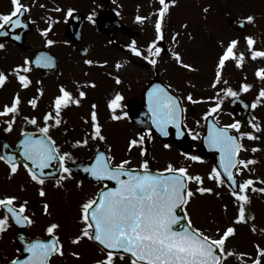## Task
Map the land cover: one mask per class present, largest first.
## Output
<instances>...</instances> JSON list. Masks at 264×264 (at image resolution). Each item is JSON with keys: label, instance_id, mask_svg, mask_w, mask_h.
I'll return each mask as SVG.
<instances>
[{"label": "snow or ice", "instance_id": "obj_1", "mask_svg": "<svg viewBox=\"0 0 264 264\" xmlns=\"http://www.w3.org/2000/svg\"><path fill=\"white\" fill-rule=\"evenodd\" d=\"M178 0H159V7L155 9L156 19L154 21L155 38L147 45L139 46L136 40H132L125 47L131 50L136 56L141 57L152 66L158 65V59L164 49L160 43L165 39V20L170 11V5H175ZM13 8L8 13H0V30L5 27L12 29L20 25L27 26L22 17L30 10V6L22 3V0H12ZM59 10V9H57ZM207 11V8H205ZM74 9L67 10L66 18L72 16ZM95 13L88 15V20H93ZM148 17L137 15L136 20L143 23ZM255 23V17L248 15L240 23ZM52 25L41 29L46 43L51 45L54 40L48 38ZM184 27H187L185 24ZM181 34L176 32L172 36L174 44H178V37ZM16 39H20L19 35ZM245 40L248 45L251 58H264V49L254 47L256 40L254 36L247 35ZM222 51L218 56L215 78L212 81V87L216 88L222 81V72L229 60H234L238 67H242L245 60V53L238 51L239 39L234 38L226 44L220 41ZM5 44L0 42V49ZM170 55L175 61L184 68L195 71V65L187 63L183 59L182 53L174 47L170 50ZM53 58L46 53H40L36 57V64L50 65ZM32 63L28 57H25L22 64H18L11 69V74L15 75L22 88H27L32 84L28 73L31 71ZM88 65L99 64L106 65L107 60L87 59ZM124 61H117L115 67L120 69ZM109 75H113L109 73ZM256 76L264 80V66L256 69ZM117 83L121 82V77L115 75ZM9 79V74L0 71V86H3ZM223 83L228 85V81ZM191 84V81H189ZM85 86L95 87V81L86 80L83 83L77 82L78 95L69 90L66 86L60 85L59 94L52 102L50 110L44 115V125L38 127L39 136L31 132L24 131L23 138L19 140L21 160L14 152H4L0 154V161H4L10 170V174L18 172L21 164L26 169L31 180L38 184V193L40 197H46L45 188L46 179L51 175L46 172V168H51L53 161H58L59 175L55 179L57 186H64V182L73 176V167L69 162H74L75 158L70 151H62L57 141L49 134L50 127L59 126L63 123L61 113L69 105H81L82 98L87 96L84 90ZM194 86V85H193ZM253 87L251 83L242 82L239 90L226 86L218 89L216 96L200 97V100H214L215 103L209 106L208 111L203 115L209 120L207 135L204 141L210 149L219 151V163L213 165L207 173V177L214 180L217 185L227 184L231 190V195L237 202V214L234 222L223 228H215V233L210 234L208 230L196 226L189 208L190 202L196 194L213 193L212 187L205 186V177L200 173H193L186 165L177 166L176 163L169 160L166 167L153 169L149 158L147 157V148L144 147L146 138H151L153 129L151 127L145 132L137 133L128 141V152L133 148L139 147L141 161L138 164H131V157L122 159L114 163L115 157L111 155V145L109 151L99 150L94 155L93 162L87 165H81L83 171L102 184L95 193L87 196L80 204L79 221L83 227L78 235L71 237L73 244L80 243L84 238L97 242L100 251L103 253L99 259H94L91 264H115L116 258L123 260L126 256L130 264H225L226 257L235 254L227 248V240L236 233L235 223L247 222L246 205L250 203L249 190L264 193V187L257 189L254 178L238 180V174L254 164V159H244L240 153L247 150L242 142L243 137L249 139H258L254 132H240L239 136L234 135L232 129H239L240 120H235L231 124L220 125L219 121L212 117V114H219L222 111L223 97H233L234 100H240V93L247 92ZM171 84L154 83L147 90V107L151 114L150 119L155 129L164 136L169 135L168 126L173 125L177 136H183L187 130L194 138L201 136L200 132L187 128L183 113L187 111L183 104L184 97L176 95L172 91ZM43 95V89H38ZM186 99L195 103L191 92L187 93ZM123 100L121 93L117 92L109 101V108L112 110V118L119 120L121 117H127L128 112L123 111L119 114L117 109L122 108L120 101ZM22 98L19 93L13 97L11 104H5L0 109V115L12 113L11 120L7 121L6 131H11L16 119L15 114L20 111ZM28 103L35 108L37 106V97L31 98ZM258 105H264V87L258 91L256 98L250 105L245 107L251 109ZM96 104L92 105V111L89 117H85L86 122H90V134L84 138L74 141V146L88 145L90 139L106 140L103 134V125L98 119ZM32 125L37 124L36 117L25 118ZM256 117L249 119L252 129L259 130L261 125L256 122ZM54 121L49 124L48 121ZM198 125L200 121L196 122ZM67 132V129H65ZM5 148L9 147L4 145ZM165 148L171 145L165 144ZM258 146L251 149L256 152ZM183 156L191 161L202 162L204 157L189 152H183ZM251 170V169H249ZM258 179V178H257ZM109 182H115L111 186ZM195 184L193 188L191 185ZM79 186H83V181H78ZM220 195V193H216ZM43 212L51 215L50 204L44 199L41 201ZM28 200H23L14 194L0 196V233H3L14 221L19 225H31L35 223L33 216L26 214L28 210ZM227 210V205L224 206ZM60 224L50 222L45 232L48 238L27 239L23 234L20 240L23 241V248L17 249V252L27 253L13 257L9 264H50L51 258L55 255L63 256L64 244L59 235ZM253 225V231H256ZM256 255L253 259L246 261V264H264V247L256 245ZM73 256L81 255L78 251L72 252ZM241 256L251 255L241 253Z\"/></svg>", "mask_w": 264, "mask_h": 264}, {"label": "flooded vegetation", "instance_id": "obj_2", "mask_svg": "<svg viewBox=\"0 0 264 264\" xmlns=\"http://www.w3.org/2000/svg\"><path fill=\"white\" fill-rule=\"evenodd\" d=\"M76 1L77 0H22V3L30 6V10L26 12L22 18L24 21L30 23L33 26L32 30L25 34L27 42V49L25 52L27 53L30 51L29 44L31 39L33 40L36 38L38 40L39 37L37 36L40 35L42 40L38 41V43L33 47L32 51L38 48H45L54 52L52 46L56 45L57 43L61 45L66 41L72 47L71 52L76 55V57L83 63V68L69 70L68 75L65 78L66 80H61L58 85H64L69 89V86L66 84L69 83L71 86L70 90L78 95V80H76V78L82 76V80L79 81L81 83L86 80L95 81L96 87V81H98V79L102 76L103 79L110 77L117 87L113 90L111 95L106 96L101 100L102 103L100 105L96 101L99 88L92 91L94 87L85 86L84 90L87 92V96L82 98L81 105L77 106L72 104L63 109L61 113L63 123L59 126L50 127L49 134L52 135L57 141V144L60 145L61 150L70 151L73 154L75 160L89 157L91 153L97 148V145L101 146L102 144V140L94 139L90 140L88 145L74 146L75 140L82 139L86 134H88L86 121L84 118L89 117L90 119L93 104H96L97 106L96 111L98 118H102L104 114H107L106 108L111 110L109 108V101L114 98L117 92H119L123 96V100L120 101L123 107L116 110L119 114L120 112L126 111L125 105L129 99L140 98L141 89L145 84L154 80L171 84L170 79L164 75L162 68L163 63L155 67L149 63H136V55L132 53L130 49L125 47L127 43L122 38L125 36V33H123V31H121V29L116 25L117 23L128 25L141 23L136 20V16L138 14L148 17V19L143 23L154 22L156 19L155 9L160 6L159 0H83L82 6H78ZM187 1L193 2L194 0ZM170 7H172V5H170ZM12 8V0H0V13H8L12 10ZM69 8L74 9V11H78L82 15V36L80 43L91 44V48L85 57L80 56L77 53V45L72 41L67 40L63 35V29L69 21L68 17L66 18L67 10ZM90 13H95L93 16L95 23L88 20L87 17ZM99 14H101V17H98ZM98 20L102 23H106L108 25V29L111 30V33L99 32L96 28ZM41 22L52 25L49 34H52L53 36L48 38L54 40L55 43L48 45L43 34H39L41 32H36L35 24ZM30 35H34L35 37L29 38ZM94 35L105 37L107 41H109V43L113 46L112 52H110L108 49L93 48L94 45L91 37ZM133 39L135 40V35H130V37H128L129 41H132ZM31 42L36 43L37 41L33 40ZM4 44L10 45L6 43ZM160 45L161 47L164 46L162 43ZM95 51H97V53ZM120 55L123 56L122 60L128 58L132 63H125L123 64V67L117 69L115 65L116 62L119 61L118 56ZM111 57L115 59L114 63H110ZM62 59L63 58L59 56L60 69ZM87 59L100 61L107 60L108 63L106 65H88L85 63ZM132 65L136 66L137 68H134ZM58 73L48 75H55ZM109 73H112L113 75H109ZM115 75H119L121 77L120 83L116 82L114 78ZM53 91H55V85ZM54 93L55 92L50 94L42 101L39 100L37 106L35 107V111L31 113H16V119L13 123L11 131H6V128L7 121L11 120L13 114L9 113L8 115H4L0 118V154H3L8 149H10V147L5 148L4 145H9L11 147L16 146V141L21 132H38V127H42L45 123L43 117L51 108V102L53 100ZM87 103L89 105L88 110L84 111L83 105L87 107ZM192 112L195 113V110H192ZM26 117H36L37 124L32 125L25 119ZM121 118L123 120L122 125L125 126V130H127V132L125 130H117L115 128L114 130L118 132L122 131L126 134H135L136 132L146 133L147 128L139 130L132 122L128 120L127 117ZM48 123L51 125L54 123V121L50 120ZM65 129H67V132H65ZM151 137H155L156 140L162 144V141H160L153 132ZM166 143H170L177 147L173 142ZM192 144L193 147L188 152L195 155H200L204 157V160L202 162H198L186 159L182 154L185 151H182L178 148L179 150L177 153V158L181 157V160L178 161L177 166L186 165L189 167L191 172L200 173L205 177V186L212 187L214 189L213 193H198L194 199L208 198L226 200L229 198H234L231 195V190L227 184L217 185L214 180H211L207 177V173L211 170L214 164L208 156L200 154L198 145L195 144V141H192ZM252 148L253 147H251V149ZM251 149L242 150L240 155L244 159H254L255 163L250 164L248 169H245L242 173L238 174V180L242 181L243 179L252 177L254 178L255 187L259 189L264 187V144H260L256 152H252ZM53 162L54 165L52 164V167L55 168L58 165V161ZM72 163L73 162H69L70 165ZM151 166L155 169L163 168L158 163H151ZM52 173L53 174H51L49 178L46 179L44 185L47 195L46 197L42 198L38 193V188L40 186L31 180L29 174L27 173L26 169H24L22 164L17 173L10 174L9 166L4 161H0V196L14 194L20 197L21 202L23 200H28L29 204L26 214L32 215L35 221V223L31 225H19L12 221L10 222V226L7 228V230L3 233H0V264H9V261L13 257L24 255V252H17V249L23 248V241L20 240L21 234H23L29 240L35 238H48L45 228L50 222H58L60 224L58 232L64 244L65 253L63 256H53L51 258L50 264H65L72 262V256L68 252L69 248L71 247V243L69 247V241L72 237V226L75 232L74 235L79 234L77 226L80 222V204L87 196L95 193V191L101 187L102 184L99 182L89 181L73 172V176L65 181L64 186L61 187L55 184V179L59 175V171L55 172V170H52ZM78 181H83L82 187L78 185ZM191 186L193 188L196 187L195 184H192ZM216 193H220V195H216ZM248 195L250 196V203L246 205L248 219L247 222H243L242 225L244 227H251L252 230L254 225L257 229L256 232L259 238L258 241L261 244L264 241V193H261L258 190L252 191L250 189ZM44 199H46L50 204L51 215L45 214L43 212L41 201ZM2 214L3 210H0V215ZM191 214L196 226L202 227L201 223L206 222L207 225H212L214 229L220 227V223H212L211 215L207 216L206 213L205 215H201L197 207L194 208V211L191 212ZM73 220L75 222L74 225L72 223ZM204 229L208 230L209 227L205 226ZM254 257L255 256H249V259H253Z\"/></svg>", "mask_w": 264, "mask_h": 264}, {"label": "rangeland", "instance_id": "obj_3", "mask_svg": "<svg viewBox=\"0 0 264 264\" xmlns=\"http://www.w3.org/2000/svg\"><path fill=\"white\" fill-rule=\"evenodd\" d=\"M199 3L202 6H208V8L212 10L211 21L200 19L202 12V9L200 8L201 7L200 4L193 3L187 0H181L171 9L170 13L168 14L167 20L165 22L167 27H169L168 28L169 30L166 29L167 37L173 30L174 31L178 30L181 33L184 53L185 55L190 57L189 60L195 65L197 69L193 71L191 75L189 74V72L182 70L185 72L183 77L184 84H186L185 79H188L191 82L193 81L192 87L194 88L187 85H186L187 87H182L178 83L177 79H174L167 75L166 76L170 78V81L173 83L174 87L176 88L175 90H177L178 92L180 90L182 93H186L188 90L191 89L193 90V94H192L193 98L198 99L197 100L198 102L193 103L198 111V114L195 116V118L198 117L197 119H199V116L202 114V112L208 109L211 104L216 102L214 100H200V97L216 96L219 88H223L230 85V84L225 85L223 83L224 80L227 81L229 78L239 77V74L241 73L239 67H237L238 69L236 70L230 69L233 67L230 66L228 62H226V65L228 64L229 66L228 67L225 66L223 69L221 83L216 88H213L211 86L212 81L215 78V72H214L216 68L215 59H218V56L222 51V46L220 44V41H224L225 43L227 42L228 39L230 40L234 36H237V38L239 39L238 51H242L244 53L247 52L245 55L246 58L242 66L243 72L241 74L242 76L241 78H244V76L246 75L245 79L248 80V83H251L253 87L247 92H241L240 94L244 95L249 100L253 101L256 98L259 89L261 87H264V80H261L256 76L255 74L256 67H254L257 64H261L262 66H264V58H257L253 60L251 57H249L250 53L247 50L246 43L243 42L246 35L253 34L255 36V40L257 44L256 46H258L259 43L257 49H264V0H202V3L201 1ZM76 4L78 6L79 5L82 6L83 0H77ZM196 5L200 7L195 8L194 6ZM207 11L208 13L205 11L202 13L205 15L207 14V16L211 15L210 11L209 10ZM231 15H238L241 17L253 15L255 17V23L248 22L249 27L245 29V31L241 32L240 35H234V33H232L234 30L232 29L233 31H231L230 27H228L227 24V19ZM185 24L187 25V27H184ZM44 25H45L44 23L38 24L39 28H41ZM140 27L144 31L150 32V35L144 32V36L147 39L154 38V31L152 28V24H145V25L140 24L135 26V28L138 30L141 29ZM244 33L245 35H243ZM52 36H53L52 34L51 35L49 34L48 37H52ZM32 37L35 36L32 35L31 38ZM37 37H39L38 40L36 38L33 39L37 41L36 43L31 42L33 41L31 39L29 44V50H30L28 51L29 53L32 51L33 47L38 43V41L42 40L40 35H38ZM99 37L101 36L94 35L93 37H91V39L95 43V46L108 49L110 52H112L113 50L112 45L108 44L107 43L108 41L105 39L101 38L102 39L101 41ZM167 40L168 43L170 44V40L168 38ZM108 45H110L111 47H109ZM54 48L55 49L61 48V50L63 51V53L62 52L60 53L63 58L62 68L64 67L65 75L69 70H73V69L76 70V68L78 69L83 68L82 61L81 60L77 61L68 47H64V46L62 47L61 45H56ZM101 48H97V49H101ZM25 57H26V53L19 51L16 47L12 45H5L3 49H0V69L6 68V70L9 72L8 81H9V86H11L10 89L7 86L0 88V109L2 108L1 106L5 104V102H7V104H11L9 99H7V97L9 95V92L12 90V88H14L15 90L20 92V95L22 96L21 98H23L20 105V111H26V112L29 111V107L28 105H26L25 98L27 97V93L29 94L30 92H33V90L37 85L40 86V84L36 83L35 81V79H39V78L34 72L30 71L28 75L32 76L31 77L32 84L29 85L27 88H22L20 86V83L18 82L17 83L19 84V86H17L16 76L11 74V69L18 64H22L24 62ZM118 58H119L118 60L121 62L127 61V63H132L129 61L128 58L122 60L123 56L121 55L118 56ZM165 59L167 63H170V58L168 56ZM114 60L115 59L111 57L110 63H114ZM230 63L234 66L232 61ZM132 66L134 68H137L134 65ZM227 68L230 69V72H228V70H225ZM232 70H234V73ZM102 79L103 78L101 76L98 79V81H96L97 86L92 89L93 91L99 88L97 92L96 101L100 105L102 103L101 100L104 99V97L111 95L113 93V90L117 88L116 84L113 83L110 77L104 78L103 80ZM55 80L59 81V79L56 78ZM76 80L78 81L82 80V76L76 78ZM39 81L44 85L45 88H47L45 89V93L50 95L53 92H57V90L53 91L56 82H54L52 79L51 80L39 79ZM240 86H238L236 83V85L232 86V88L239 90ZM219 94L223 97V104H222V111H220L218 115L219 117H221L222 121H228L230 120V116L226 114V103L228 100V96H224L223 93H219ZM88 106H89L88 103H87V107L83 105L84 111L88 110ZM253 116L257 118L256 122L261 125L259 132L257 134L259 138L256 139L255 141H251L247 139L245 141L246 149H250L251 148L250 146L252 144L255 145L256 144L260 145L261 143L264 144V137H263L264 136V105H258L257 108L250 110L247 118L243 122H241L240 132L248 131L249 128L248 126L250 125L249 119ZM193 122H197V121L193 117L188 116V123L192 125ZM197 126L199 127L198 124ZM113 127L117 130H125V126L122 125V122H115L113 124ZM125 131L127 132V130ZM121 133L123 132L119 131L116 136L119 135L120 137ZM259 134H261L263 138ZM106 140L115 143L114 137H110V138L106 137ZM126 141H127V135L126 138L119 141L121 144L115 146L122 147L126 144ZM115 146H112L111 148H114ZM144 147H146L147 150L149 149L150 153L151 151L154 153L156 160H158L160 164L167 163L169 160L177 164L178 161L181 160V157L178 158L176 157L175 151L171 147L170 148H165L164 146L161 147L158 144H155L154 142H152L151 145L149 146L148 138L147 141H145ZM137 148L139 149V147ZM135 154L137 155V153H135L134 151V154L130 156L131 161H134V159H136ZM195 201L197 202L200 201L201 213H203V215H205V213L207 214V216L211 215V221L213 224L214 223L221 224L220 221H223L229 214L230 217H232V214L234 215L235 208L232 207L230 209L232 212L230 211L229 214L227 212H224L225 210L224 206L230 203V201L228 200H216V199H206V198L192 200V202ZM194 208L196 207L194 206ZM234 218L235 217L233 216V221ZM224 223L226 226L231 223V220L229 221V219H227L225 220ZM242 224L243 222L235 224L236 233L227 240L228 250L234 252L235 254L228 256L225 261V264H239L234 260V256L244 257L246 255L241 256L240 254L241 253L248 254L251 252H255L254 250H256L255 247L257 244H259L261 247H264V241L261 244L257 243L259 239L257 233L251 232L249 227H244ZM201 226L203 228H205V226H208L209 227L208 232L215 233V229L213 228L212 225L210 224L207 225L206 222L205 223L202 222ZM248 243L250 245H247ZM70 264H75V262L72 261ZM115 264H130V262H127L124 259L121 260L119 258H116Z\"/></svg>", "mask_w": 264, "mask_h": 264}, {"label": "water", "instance_id": "obj_4", "mask_svg": "<svg viewBox=\"0 0 264 264\" xmlns=\"http://www.w3.org/2000/svg\"><path fill=\"white\" fill-rule=\"evenodd\" d=\"M234 23H236V20H235V19H233V20L231 21V24H234ZM7 28H8V27L6 26L4 30H0V33L3 32V31L6 32V31H7ZM17 31H19V29H18ZM19 44H22V42H19ZM233 112L235 113L234 109H233ZM131 116H132V118H133L137 123H140V122L142 121V119H141V118H138V117L136 116V114L133 113V112H131ZM168 131H169V135H168V136H164V135H162L161 133H159L158 131H157V132L160 134L161 137H164L165 140L171 138V139H174L175 141H177L180 145H183V142H184V139H183V138H180L179 136H177L176 133H174V131H173L172 129H168Z\"/></svg>", "mask_w": 264, "mask_h": 264}]
</instances>
